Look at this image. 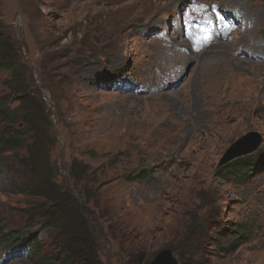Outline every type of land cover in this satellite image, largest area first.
Masks as SVG:
<instances>
[{
  "label": "rangeland",
  "instance_id": "rangeland-1",
  "mask_svg": "<svg viewBox=\"0 0 264 264\" xmlns=\"http://www.w3.org/2000/svg\"><path fill=\"white\" fill-rule=\"evenodd\" d=\"M0 27L27 98L45 108L52 168L28 189L26 148L2 152L0 264H43L6 244L14 233L36 238L46 264H82L87 251L149 264L162 249L178 264H264V0H0ZM10 78L0 69V108L13 110ZM230 108L236 130L222 141L214 117ZM16 130L32 142L21 120H0V133ZM249 133L246 153L224 159ZM237 160L249 165L229 171ZM52 193L69 211L78 201L76 223H44Z\"/></svg>",
  "mask_w": 264,
  "mask_h": 264
},
{
  "label": "trees",
  "instance_id": "trees-1",
  "mask_svg": "<svg viewBox=\"0 0 264 264\" xmlns=\"http://www.w3.org/2000/svg\"><path fill=\"white\" fill-rule=\"evenodd\" d=\"M1 28V27H0ZM13 44L9 41L2 30H0V69L9 71L11 73V78L8 82L9 87L11 88V94L15 97L18 104L17 107L13 110L10 108L3 109L0 108V120L5 123H14L18 119L21 120L24 124L26 131L31 132L32 142L27 143L24 139L25 133L19 132L16 130L15 133L6 134L4 132L0 133V159L3 151H11L20 147H25L27 150L26 161L33 171L34 175L31 183L29 184L28 189L39 188L41 183L49 181V178L52 176V168L50 167L49 162V148L45 137H43L42 132H45V127L49 126V119L45 113V108L41 104L39 99L31 100L27 98L29 95V86L22 84L20 78L18 77L17 68L15 67V51ZM27 98V99H26ZM43 129V131H42ZM116 161L115 157L111 159ZM249 165L247 162L235 161L228 167L229 171L240 172L243 169H246L245 166ZM85 169L81 167L80 164H76L74 161L69 168V174L71 177L76 178L79 169ZM144 171H141L139 175H136L137 178L145 179ZM134 179V178H133ZM52 192H56L52 190ZM56 194L51 197H46L47 201L45 202L44 208L40 210V216L44 223H47L49 226L53 227H64L65 225H72L76 223L78 212L80 211L78 201L73 198V210L69 211L68 207L71 206V203L60 202ZM71 208V207H70ZM11 234L8 233L7 236ZM17 233H14L12 237L6 240V244H9L10 247L15 246H30L32 252L40 253L39 261L43 264L48 263L49 260L46 257L45 253L41 252L42 245L38 242L36 238H32L30 244L24 243V239L20 236H17ZM224 235V234H223ZM9 237V236H8ZM82 243V241H79ZM238 245L237 242L229 244L226 247H218L221 249L233 250ZM62 256L65 260H71V255L69 250L63 249L61 251ZM85 257H82V264H99L94 257L93 251H87Z\"/></svg>",
  "mask_w": 264,
  "mask_h": 264
},
{
  "label": "bare ground",
  "instance_id": "bare-ground-1",
  "mask_svg": "<svg viewBox=\"0 0 264 264\" xmlns=\"http://www.w3.org/2000/svg\"><path fill=\"white\" fill-rule=\"evenodd\" d=\"M203 32V31H202ZM190 34V33H189ZM212 36V35H211ZM259 46V45H258ZM222 70V69H221ZM220 71V70H218ZM223 71V70H222ZM226 72V71H225ZM225 73L223 72L220 76H218V78H223L222 76ZM215 76V75H214ZM227 78V76H226ZM207 79V78H206ZM215 78L210 79L208 82V88L212 87V84L214 82ZM219 81V80H218ZM222 82V81H220ZM231 86L235 87L238 90V93L242 94L243 96L246 97V92H248V86H247V90H246V86L243 84H234V82H231ZM206 86V85H205ZM215 86V84H214ZM207 88V86H206ZM202 89V88H201ZM214 89V88H213ZM211 93V92H210ZM209 95V94H208ZM212 95V94H211ZM238 95V94H237ZM231 116H235L234 115V109L230 108V109H226V110H222L220 111L215 117H214V121L216 124H218L219 130H220V138L222 141H225L226 139H228V136L234 134L236 128L231 127V125L228 124L229 121H231ZM233 118V117H232Z\"/></svg>",
  "mask_w": 264,
  "mask_h": 264
},
{
  "label": "water",
  "instance_id": "water-1",
  "mask_svg": "<svg viewBox=\"0 0 264 264\" xmlns=\"http://www.w3.org/2000/svg\"><path fill=\"white\" fill-rule=\"evenodd\" d=\"M257 137V135L253 133H249L240 139H238L235 143H233L230 148L226 152V156L224 159H232L234 157H238L242 154H245L246 151L239 150V148L249 139ZM225 161V160H224ZM149 264H178L177 259L173 255L171 249H162L159 250L154 258L149 262Z\"/></svg>",
  "mask_w": 264,
  "mask_h": 264
}]
</instances>
